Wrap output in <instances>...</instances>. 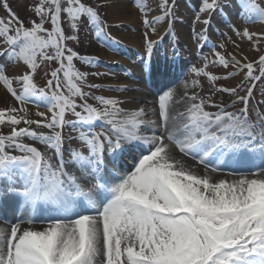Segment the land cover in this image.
<instances>
[{"label":"snow or ice","instance_id":"1","mask_svg":"<svg viewBox=\"0 0 264 264\" xmlns=\"http://www.w3.org/2000/svg\"><path fill=\"white\" fill-rule=\"evenodd\" d=\"M131 2L152 33L157 31L155 24L165 21L171 31L175 2L159 0L160 15L153 20L148 19L145 3ZM239 3L242 14L254 13L264 21V7L257 0ZM0 6L8 16L7 20L0 17V83L21 106L33 98L47 102V112L37 113L43 120L27 118L24 107L0 109V126L10 129L9 134H0V207L10 203L23 213L10 229L0 228V264H264V144L257 165L250 154L257 142L255 125L247 119L252 88L245 95L235 86L216 89L244 105L239 113L225 107L210 113L205 110L207 102L193 94L181 124L183 134L177 137L168 131L170 119L175 122L177 118L170 117L174 91L167 83L157 88L156 107L134 110L104 96L92 97L102 105L94 107L76 83L88 73L75 69L74 59L90 66L93 59L68 47V41L79 42V36L71 33L78 34L83 24L103 42L108 36L107 10L118 14L127 7L125 0H97L95 4L36 0L29 8L33 17L27 21L20 19L7 0ZM230 7L227 0H200L195 22L205 27L194 35L198 43L201 39L207 43L213 17H226ZM65 19L67 35L62 26ZM231 30L255 50H262L264 34L235 25ZM143 38L150 57L153 41L147 31ZM213 55L211 63L224 68L231 65L248 81L264 79V54L256 62L244 63L234 53L226 56L214 51ZM53 61L59 67L47 80L49 95L37 87L34 75L40 64ZM204 61L203 67L191 71L213 83L221 79L206 70L208 57ZM10 64L23 74L9 78L5 69ZM257 64L260 74L254 75ZM144 72L152 75L154 69L145 64ZM61 74L68 95L61 90ZM236 74L231 72L224 79ZM14 82L21 85V91L13 87ZM75 97L84 103L78 105ZM69 112L75 121L66 120ZM150 112L158 120L147 119ZM97 122L100 131L95 130ZM21 123L29 127L18 128ZM33 124L50 129L51 134L31 130ZM77 124L83 129L80 147L69 148L65 161L62 129ZM160 125L164 133L158 135L155 129ZM260 128L264 140V117ZM25 137L46 145L53 155L23 142ZM173 146L191 156L196 168L203 165V173L178 159ZM53 158L57 163H52ZM125 158L132 160L131 168L120 166ZM229 166L233 178L217 179L215 174Z\"/></svg>","mask_w":264,"mask_h":264},{"label":"rangeland","instance_id":"2","mask_svg":"<svg viewBox=\"0 0 264 264\" xmlns=\"http://www.w3.org/2000/svg\"><path fill=\"white\" fill-rule=\"evenodd\" d=\"M143 1L144 0H141L142 3H144ZM7 2L11 9L20 17L21 20L27 21L29 18L33 17V14L31 11H29V8L36 2V0H7ZM84 2L89 4H95L97 0H84ZM173 2H175L176 4V15L174 23L172 24L171 31L169 32L166 26L167 21H165L163 26L164 32L162 39L156 41L153 44V50L150 56L153 60L154 69V76L152 78H149L145 75L143 76L142 74L138 73L141 68L144 69L145 62L143 60L149 57L147 49L142 51L140 49H136V47L128 48L122 42H120L121 45H124L128 49V53L123 54L121 56L122 59H117L113 61V59L107 58V56L102 59L100 58L101 54L103 53V51L100 52V50H102L104 44L111 43V41L115 42V38H117L114 37L113 33H111L112 26L110 25V22H108L106 17L105 19L109 26L105 30L108 33V36L102 38L103 42L98 41L94 35V31L90 27L84 26L83 24H81L78 34L71 33L72 35L79 36V42L74 40L68 41V47L72 48L80 56L90 57L93 59V64L91 66L84 64L80 59H74L73 61L75 69L79 70L80 72L88 73L85 80L76 82L80 86L81 90L87 94L85 97L87 103L91 104L94 107L102 108V105H100L97 100V102L94 101L95 99H93L92 97L104 96L106 98H115L117 100L123 101L124 103L120 105V107H122L125 106L128 100H130V96L135 94L142 96L145 94V90L138 89L139 86H145L146 88L150 89V91L147 92L150 96H157V88L156 86L152 87V84H159V82L156 83V81H158V78H162L169 72L171 73L175 66H177V63L175 62L178 59H181V63L179 64V66H181V69L173 78V80L168 83V86L172 87L177 83L182 84L186 97L190 98L193 94H195L198 96V98H202L207 102L205 110L208 112L215 110L218 111L220 107H225L228 112L239 113V111L244 108V105L238 102L235 96H230L228 93L218 92L216 91V89L220 87L235 86L237 87V90L240 95H245V90L247 88H252L253 91L248 106L247 119L249 120V123L255 125L253 131L256 135H258L259 131H262L260 128V120L262 117H264V79H261L259 81H248L244 78V73L240 72V70L237 69V71L231 70L232 72L237 73L235 76L225 80L224 77L231 73L228 68L231 67L230 69L233 70L235 68L231 65L228 68H224L218 64L211 63V61L215 59V56L213 55L214 51L222 52L226 56L228 53L233 52L230 50L228 39L226 38V35L224 33L228 31V27L233 23L228 25V22L223 20L224 17L222 16L221 23H217L213 20L212 27L207 33V43H205L203 39H201L198 43L197 40L194 38V35L195 33L201 32L202 29L205 27L204 25L195 22L196 6L199 4L200 0H169V4H172ZM227 2L231 5L230 9H232V11H234L236 14L235 19L238 20L240 15H242L239 0H227ZM257 2L261 5V7H264V0H257ZM0 3H2V0H0ZM158 3L159 0H157V2L155 3L156 9L158 10L156 16L160 15ZM130 4H132V2ZM99 11L102 16H104L105 9L101 7ZM0 17L4 18L5 20H7L8 18L7 13L2 6H0ZM254 21L255 20H253V17L251 20L244 17V22L242 24L247 27V25L253 24ZM116 25L119 26L118 29L121 32H127L130 30L129 24L126 21L118 23ZM62 26H64L66 29V35L69 34L66 19L62 21ZM182 28H186L187 31L191 30L194 32L188 33L189 37L188 39H186L181 35L180 30ZM251 28H253V26L247 27L249 31ZM139 31L142 34L144 32V27L142 30L140 29ZM253 33L264 34V31H257L254 29ZM210 36L212 38H215L214 41L209 40ZM220 44H223L224 47L213 48V45ZM49 54L51 55L52 53L49 52ZM234 54L236 55L237 60H240L241 63L256 62L258 61L259 55L264 54V45H262L261 51H257L252 47V49L249 51V54L243 53L244 55H240L242 57H240L236 53ZM204 57H208L209 61L206 70L211 75L221 77V79L214 83L209 81L207 77L196 76L195 73L191 71L193 67L201 68L204 66ZM243 57H247V60L245 61ZM0 63H3V60H0ZM11 65L12 64L7 66L5 69V74L8 75L9 78H13L17 75L23 74L22 72H13L11 70ZM57 67H59V64L57 62H44L40 64V67L34 75V83L37 85V87L45 88L49 95L51 94V90H48L46 88V83L47 80L51 78L50 72L55 70ZM259 74V66L257 64L254 75ZM236 76L238 77L235 78ZM61 80V90L64 92L65 95H68V89L63 84L62 74ZM124 82H126V85L123 84ZM91 85H98L99 87L93 88L90 87ZM13 87L18 92L21 91V85L19 83L14 82ZM74 99L78 105L84 103V100H82L80 97H75ZM138 101L140 107H144L145 100H143V97H139ZM153 102L154 101L152 100L151 103ZM197 102H199V100H197ZM46 103V101L40 103L33 98L27 104L21 106L19 102L16 101L7 92L3 84L0 83V109H5L8 107H24L27 109L28 112L27 118L33 120H43V117L38 116L34 108L37 109L38 107H42L45 112H47V107L45 106ZM80 110V108H77V111ZM184 112L187 111L184 110ZM65 118L68 121H75L76 119L70 112L66 113ZM146 118L149 119L152 118V116L148 115ZM17 127L25 128L29 126L21 123ZM30 128L31 130L36 131L37 133H41L43 130L46 129L38 128L35 124L31 125ZM46 130L48 131L47 133L50 135L51 130ZM81 130H83L82 126L79 124H77L75 128L65 126L62 129V135L64 138L63 148L65 149L63 154L65 161H68L67 150L69 148L80 147L78 137ZM95 130L100 131V122H97V127ZM9 132L10 129L8 126H0V134L7 135L9 134ZM23 142L37 147L38 150H40L42 153L46 152V145L40 143L39 141H33L32 139L25 137ZM261 142L262 144H264L263 141ZM85 154L87 153L85 152ZM127 159L129 158H125V160ZM109 167H111V165H109ZM1 209L2 208L0 207V210ZM21 213L22 211L18 212V214L20 215ZM11 218H13L12 215L11 217H9V220Z\"/></svg>","mask_w":264,"mask_h":264},{"label":"bare ground","instance_id":"3","mask_svg":"<svg viewBox=\"0 0 264 264\" xmlns=\"http://www.w3.org/2000/svg\"><path fill=\"white\" fill-rule=\"evenodd\" d=\"M131 0H125V2L127 3V7L120 11L118 14L114 13L113 10L109 9L107 10V15H106V19L108 20V22H110L111 27V33L114 34L115 38V42L111 41V43L108 44H104V46L102 47L103 53L101 54L100 58H104L105 56H107V58L117 60V59H122V55L128 53V49L125 47L127 46L128 48H134L136 47V49H140V50H146L147 46L146 45V41L143 38V33L145 31H147L149 33V39H151L153 41V44L156 41H159L162 39L163 36V26L164 24H160L157 23L155 24V27L157 29L156 33H152L150 28H147L143 23H142V19L143 16L137 11V9L130 4ZM146 5H147V11H148V19L149 20H153L154 17H156V13L158 12V10L156 9V2L157 0H144L143 1ZM155 9V10H154ZM228 12V15L226 17H224L223 20H225L226 22H228V25L233 23L232 25H235L238 28H247V27H252L250 29V32H254V29L257 31H264V21L260 20V18L258 16H256V14L252 13V14H242L240 15V17L237 19H235L236 14L234 11H232V9H227L226 10ZM141 15V16H140ZM248 15H251L253 17L254 23L251 25H247V27H245L242 23L244 22V17L248 19ZM213 20L216 21L217 23H221L222 17L221 16H215L213 17ZM127 22L129 24V31L127 32H121L118 28L119 26H117L116 24L121 23V22ZM202 25V24H201ZM144 27V32L141 34L140 33V29L142 30ZM181 35L183 37H185L186 39H188L189 35L188 33L194 32V31H187V29L182 28L181 30ZM226 35V38L228 39V43H229V47L230 50L233 51L232 53H236L237 55H244L245 54H249V51L252 49V46L250 44L249 41L247 40H241L239 37H237L234 32L231 30V25L228 27V31L224 32ZM213 36V34H212ZM215 38H212L211 36L209 37V40L214 41ZM120 42H122L124 45H121ZM235 42V43H233ZM101 46V45H100ZM145 46V47H144ZM242 57V56H240ZM124 59V58H123ZM145 62V64H150L153 68V60L151 57L146 58L145 60H143ZM184 61V59H183ZM175 63H177V66H175V68L173 69V71H171V73L169 72L167 75L163 76L162 78H158L159 84H152V87L156 86V88H158L162 83H169L171 80H173V78L176 76V74L179 72V70L181 69V66H179V64L181 63V59H178ZM140 66V65H139ZM231 68V67H230ZM228 68V70L230 72L232 71H237V68L230 69ZM11 70L13 72L16 73H21L22 69L19 67H16L15 64L11 65ZM232 70V71H231ZM139 74H142L143 76H147L149 78H152L154 76V72L152 75H149L148 73L144 72V69L141 68V70L138 71ZM238 76H236L235 78H237ZM157 79V78H155ZM124 85H126V82L123 83ZM138 89H143L145 90V94L140 96V95H132L130 96V100H128L125 104V106H122L123 108H127L128 110H134L140 107L138 98L139 97H143V100H145L144 102V107L147 109H152L153 107H156V102L158 100V96H150L149 93H147L148 91H150V89L146 88L145 86H139ZM169 90H173L174 91V101L171 105V111H170V117H176L177 119L175 120V122H173L171 119L169 121V126H168V131L173 132L174 135H176L177 137H181L183 132H182V128H181V124L184 123L186 121V117L188 115V108L190 107L192 101L185 96V91L183 90V85L182 84H175L172 87L168 86ZM154 101L153 103H151V101ZM38 101V100H37ZM129 101H134L135 103H130ZM38 102L42 103L43 100H39ZM34 103V101H33ZM34 110H36V112H45V110L42 107H38L37 109L34 108ZM184 110H186L187 112H184ZM208 110V109H207ZM218 111H210V113H216ZM180 114H183V116H181ZM149 115L152 116V118L149 119H153V120H158V116L152 114L151 112L149 113ZM47 129V128H46ZM43 130L42 132L45 134H48L47 130ZM156 133L162 134L164 133V128L162 125L158 126L155 129ZM150 134V133H149ZM260 134L261 132L259 131V134L256 135V144L252 149V153H250L251 155H253L256 159L255 162L256 164H260V160H259V148L260 145L262 144L261 141L264 142V140H261L260 138ZM174 147V146H173ZM174 151L176 152L177 158L178 159H182L185 162L186 166H191L193 167L195 170L199 171L201 174L203 173V165H200L199 168H196V161L191 157V156H185L182 153H179L178 149H175L174 147ZM48 155H53V153L51 152V150L46 148V152ZM52 163L55 164L57 163V159L53 158ZM121 167L127 169V168H131L132 166V160L129 158L127 160L124 159L123 163L120 165ZM70 170H73L70 168ZM232 171V166H229L227 168L224 169V171L222 172H217L215 174L217 179H221V178H225L227 177L228 179H232L233 177L231 175H229V173ZM79 174V173H77ZM2 209L0 210V228H4L6 230L10 229L11 225L16 222L22 215L23 213L18 214V212H20L21 210H16L12 204H5L4 206L1 207ZM12 217L9 220V217ZM20 215V216H19ZM30 215H38V214H32L30 213Z\"/></svg>","mask_w":264,"mask_h":264}]
</instances>
